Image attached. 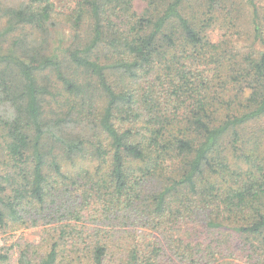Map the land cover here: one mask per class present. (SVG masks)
Returning <instances> with one entry per match:
<instances>
[{
    "label": "trees",
    "instance_id": "obj_1",
    "mask_svg": "<svg viewBox=\"0 0 264 264\" xmlns=\"http://www.w3.org/2000/svg\"><path fill=\"white\" fill-rule=\"evenodd\" d=\"M143 2L0 1V264H264V0Z\"/></svg>",
    "mask_w": 264,
    "mask_h": 264
},
{
    "label": "rangeland",
    "instance_id": "obj_2",
    "mask_svg": "<svg viewBox=\"0 0 264 264\" xmlns=\"http://www.w3.org/2000/svg\"><path fill=\"white\" fill-rule=\"evenodd\" d=\"M1 3L3 4V6H12L14 4L20 3L24 0H0ZM244 0H236V2L243 4ZM144 7V2L143 0H134V9L136 11H141ZM245 18H243V15L241 17L238 18V23H237V28L239 29V32H241L240 36L238 38H240L239 43L237 44V46L239 47V49H245L249 46V44L251 43V36L249 35L248 32V25L247 22L249 21V16L250 13H248V9L245 8ZM220 32L219 31H210L208 32V37L210 39V41L212 42H217L219 41L220 37H219ZM249 36H248V35ZM19 234H21L23 236V238L31 243H35L39 240L40 237V232L39 230H24L22 232H19ZM3 244V242L0 240V246Z\"/></svg>",
    "mask_w": 264,
    "mask_h": 264
}]
</instances>
